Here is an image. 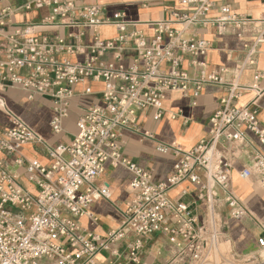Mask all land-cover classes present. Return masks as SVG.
<instances>
[{"label": "built area", "instance_id": "2783aa9c", "mask_svg": "<svg viewBox=\"0 0 264 264\" xmlns=\"http://www.w3.org/2000/svg\"><path fill=\"white\" fill-rule=\"evenodd\" d=\"M233 1L177 0L181 9L173 10L169 19L145 23L152 32L147 38L120 12L102 16L100 5L76 9L67 0H27L21 4L0 0V91L19 86L29 99L36 94L50 98L54 106L49 127L58 134L68 115L73 87L85 80L103 83L101 103L85 108L68 143L47 145L23 120L6 110L8 126L0 128V264H151L144 256L147 243L156 234L165 235L168 243L170 254L163 264H214L213 255L222 237V225L214 218L217 191L224 193L232 219L249 214L231 188L233 168L218 145L249 147L251 161L238 176L255 177L264 186V126L258 121L255 101L231 104L240 90L257 89V81L264 77V71L258 70L249 86L233 80L245 65L254 64L257 45L264 42V19L236 13ZM36 4L51 7V14L33 22L11 19ZM211 11H215L213 16H209ZM107 25L116 29V35L103 39L99 30ZM48 26L88 29L92 41L88 45L68 43L59 35L35 34L36 29ZM193 26H211L218 35L243 38L247 32L254 36L251 43L243 45L244 60L233 67L232 80L226 78L227 66L207 69L204 58L211 45L187 32ZM128 51L134 55L131 63L124 65L122 58ZM60 53L84 57L71 61L58 58ZM105 54L111 59L105 60ZM184 55H189V66L197 69L195 77L181 68ZM206 85L227 92L209 118L208 136L188 149L175 141L157 143L155 150L173 155L175 164L164 181H153L149 172L122 155L121 130L139 132L137 114L146 107H152L155 118H160L167 91L180 90L195 98ZM89 92L86 88L85 93ZM0 107H4L1 97ZM142 135L153 139L149 131ZM30 142L45 143L49 164L22 156L20 147ZM1 155L23 166L24 178L34 185L35 192L4 167ZM107 162L126 167L132 177L120 225L102 236L85 229L80 219L86 216L97 221L89 205L111 195L108 185L95 183ZM183 181L196 187L198 199L210 210L205 222L198 223L188 204L168 196L169 190ZM256 245L259 253L229 254L231 259L226 261L264 264V236L257 237ZM101 253L105 254L103 259L98 258Z\"/></svg>", "mask_w": 264, "mask_h": 264}, {"label": "crops", "instance_id": "0c3cea01", "mask_svg": "<svg viewBox=\"0 0 264 264\" xmlns=\"http://www.w3.org/2000/svg\"><path fill=\"white\" fill-rule=\"evenodd\" d=\"M27 0H18V4ZM71 1L76 9L88 5H100L103 9L102 16L111 17L120 12L123 19L136 23L147 38H151L152 32L147 22L169 19L173 10H180L177 0H67ZM232 8L236 13L243 14L250 19H264V0H234ZM52 8L45 5H33L29 10H20L14 16L13 21L33 22L51 14ZM211 11L209 16H213ZM188 33H193L199 39L207 40L211 48L204 60L208 70H217L221 66H227L228 80L233 79V67L244 60L245 43H251L254 36L247 33L243 38L233 34L218 35L214 28L207 26L202 28L193 26ZM103 39L116 35L113 26H103L99 30ZM39 36L53 37L62 36L68 43H82L88 45L92 41L91 32L81 27H41L36 29ZM73 34V36H68ZM133 51H128L122 58L124 65L131 63ZM58 58H68L71 61H81L84 54L69 55L60 53ZM105 60H110L111 55L105 54ZM189 55H184L181 68L187 70L191 77L197 75V69L188 64ZM164 67V66H163ZM166 68V66L164 67ZM264 71V42L257 45L255 61L252 65H245L233 80L241 86H249L254 81L255 72ZM258 88H246L239 91L236 98L231 101L233 106H241L255 101L257 118L264 126V77L257 81ZM102 81L94 82L85 80L73 87L74 95L70 99L68 115L62 121L61 133L55 134L50 130L49 120L53 111V102L50 98L42 95H34L31 99L28 93L19 86H11L0 91L4 107H0V128L8 126L6 110L18 116L34 132L39 134L48 145L68 143L76 133V120L83 114L86 107L101 103ZM89 88L90 92L85 93ZM227 94L224 88L206 85L200 94L193 98L189 93L180 90L167 91L162 101L163 114L155 118V110L146 107L138 111L137 125L140 131L123 129L120 132L119 144L122 155L130 161L149 172L155 182L164 181L175 164V157L171 154H162L155 150L157 143L168 144L175 141L183 149H188L199 140L208 136L210 127L209 118L218 109L220 99ZM194 102V103H193ZM175 113L174 118L171 114ZM149 131L153 139L146 138L142 132ZM44 143V144H45ZM43 143L30 142L20 147L19 151L25 159H36L42 164H49ZM218 148L224 159L228 160L233 168L231 176V188L238 199L247 207L249 214L234 220L229 216L227 206L223 200L224 193L217 191L215 200L214 218L222 225V242L229 243V254L234 256L255 255L259 253L256 239L264 236V186L260 185L255 177L241 179L238 171L249 165L251 151L247 146L222 143ZM264 152V146H261ZM5 162L4 167L19 177L21 184L31 192L35 187L24 178L23 166L11 163L10 159L1 155ZM200 175L202 173L200 172ZM132 173L124 166H112L110 162L105 164L103 173L95 183L108 185L110 189L109 199L102 198L91 203L88 210L93 213L97 221L93 222L88 217L80 219L82 226L102 236L112 229H116L122 220V211L129 198L128 183ZM196 187L188 181H183L171 188L168 196L173 200H181L189 205L198 223L205 222L210 217V210L205 202L197 197ZM166 236L156 234L146 245L145 260L151 264H163L169 257Z\"/></svg>", "mask_w": 264, "mask_h": 264}, {"label": "rangeland", "instance_id": "374dc122", "mask_svg": "<svg viewBox=\"0 0 264 264\" xmlns=\"http://www.w3.org/2000/svg\"><path fill=\"white\" fill-rule=\"evenodd\" d=\"M217 250H218V253L216 254V252H215V254L213 255V260L214 261L216 260V263L228 264V261H226V259H228V258L231 259L230 255L228 254V252L230 250L229 243L220 241L218 246H217ZM263 254H264V252H263ZM221 255H223V257ZM104 256H105V254L101 253L98 258L103 259Z\"/></svg>", "mask_w": 264, "mask_h": 264}, {"label": "bare ground", "instance_id": "6f19581e", "mask_svg": "<svg viewBox=\"0 0 264 264\" xmlns=\"http://www.w3.org/2000/svg\"><path fill=\"white\" fill-rule=\"evenodd\" d=\"M230 246V245H229ZM227 248V247H226ZM219 249V248H218ZM218 253V250H216V254ZM229 254V253H228ZM214 264H221V263H216V260L214 261Z\"/></svg>", "mask_w": 264, "mask_h": 264}]
</instances>
